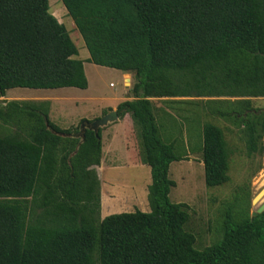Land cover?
Here are the masks:
<instances>
[{
  "label": "trees",
  "instance_id": "obj_1",
  "mask_svg": "<svg viewBox=\"0 0 264 264\" xmlns=\"http://www.w3.org/2000/svg\"><path fill=\"white\" fill-rule=\"evenodd\" d=\"M61 1L89 61L135 78L117 114L140 128L150 212L112 206L102 219V129L78 138L87 121L62 129L49 101H12L0 109L13 129L0 133V264H264V212L251 213L244 189L224 204L219 237L204 249L187 230L189 205L170 199L171 165L191 152L202 153L207 188L230 181L226 131L237 129L264 162V109L252 103L264 98V0ZM78 56L49 0H0V98L15 88L87 90ZM160 99L193 102L181 117L187 143Z\"/></svg>",
  "mask_w": 264,
  "mask_h": 264
},
{
  "label": "rangeland",
  "instance_id": "obj_2",
  "mask_svg": "<svg viewBox=\"0 0 264 264\" xmlns=\"http://www.w3.org/2000/svg\"><path fill=\"white\" fill-rule=\"evenodd\" d=\"M49 5L50 12L53 13L60 23L66 26L73 42L77 46L79 56L76 58L85 62L89 88L87 90L76 88L57 90L15 88L7 91L6 95L0 98V109L12 101H52L51 121L62 129H70L80 125L84 119L90 122L101 119L102 114H104V117L113 108H118L122 102L131 100V90L135 83V78L132 75V82L128 78H125V81L123 72L90 62V54L84 40L76 29L74 21L68 15L62 1L49 0ZM166 101L167 99H160L155 100L153 103L158 109L167 110L178 118L176 133H178L179 137L182 134L181 137L187 143V124L181 117L189 110H194L193 102L189 105L184 104L185 102L174 104L171 107ZM252 103L255 109H264V98L252 99ZM211 121L224 129L231 127L218 119H211ZM136 127L139 130L134 120L130 117H124L121 122L111 124L108 128H102L103 131L105 130L103 132L104 154L108 153V151L110 152L108 148L111 143H108V136L113 134L112 145L110 146V148L113 146L111 150L112 156L109 154L107 159L109 162L113 159V162H111L113 166L109 167L111 165L109 164L104 170H101L100 174L101 181L109 188V193L106 192L107 201L105 199V208L110 213L115 209L112 206L123 208V210L116 213L134 212L136 210L143 212L147 210L150 212L148 193L143 186L147 184V180L151 182V176L150 179L145 176V171L149 173L151 170L148 166H139L138 160L136 162L132 160L138 153L135 148V138L130 139L134 147L133 151H136V153L133 152L134 157L131 154V150H127L126 147L127 137L132 133V129L135 130ZM8 131H13V129L4 126L0 122V133L6 134ZM226 136L232 152L230 171L228 173L230 181L227 184L221 187L207 188L204 163L200 151L189 152L188 161L174 162L170 168V178L177 184L171 191L170 199L175 204L186 203L189 205L191 220L186 227L188 226L187 230L189 232L195 234L197 238L196 247L198 249L210 246L219 237L216 232L220 228L224 204L233 201L234 197L241 192V189L249 193L251 213H255L264 203V195L253 203V200L264 190V162L261 154L248 155L246 144L237 129L226 131ZM195 137L197 138V136ZM163 139L165 140L164 136ZM129 158H131L133 164H131ZM241 205L244 208V202Z\"/></svg>",
  "mask_w": 264,
  "mask_h": 264
},
{
  "label": "crops",
  "instance_id": "obj_3",
  "mask_svg": "<svg viewBox=\"0 0 264 264\" xmlns=\"http://www.w3.org/2000/svg\"><path fill=\"white\" fill-rule=\"evenodd\" d=\"M84 66H85V62H84ZM128 78L129 79V81H131L132 82V74H125L124 73V80L126 81V79ZM89 88V87H88ZM51 104H52V101H49ZM111 112H117V107L116 108H113L112 109V111ZM111 112H109V114L111 113ZM103 115L104 114H102V118H103ZM127 117H130L132 120H134L135 121V118L132 116V114H127L126 116H125V118H127ZM97 119V118H96ZM124 119V118H123ZM84 120H86V119H84ZM121 122V119L118 117V119L117 120H115V121H113V122H110V123H108L106 126H104V128H108L109 126H111V124L113 125V124H115V123H117V122ZM136 122V121H135ZM138 126V125H137ZM139 127V126H138ZM103 128V127H102ZM101 128V129H102ZM133 131H132V133L130 134V136L129 137H127L128 139L126 140V147H127V150H131V154L133 155V149H134V147L132 146V142L130 141V139L131 138H135V140H136V146H135V148L137 149V155H135V157H134V155H133V161L134 162H136V160H138V164H139V166H148L145 162H144V158H145V154H144V147H143V143H142V138H141V131H140V128H139V130L137 129V127H136V129L134 130V129H132ZM105 131V130H104ZM103 129H102V144H104V142H103ZM113 135V134H112ZM112 135L110 134V136H108V143H111L110 144V146L112 145ZM114 136H115V134H114ZM139 140V141H138ZM110 146H109V150H110V152L108 151V153H106V154H104V145H103V147H102V159H101V166L100 167H97V171H98V174H99V177H100V180H101V170H104L105 169V167L106 166H109V164H111L109 167H112L113 165H112V163L111 162H113V159H111V161L109 162V161H107V159H108V155L109 154H111V156H112V152H111V150H112V148H113V146L110 148ZM134 153H136V151L134 152ZM129 160H131V158H129ZM132 160L130 161L131 162V164H133V162H132ZM125 165V164H124ZM203 166H204V164H203ZM149 167V166H148ZM150 168V167H149ZM144 169V168H143ZM149 170V169H148ZM151 170V169H150ZM145 176H147L148 177V179H150V176H151V172L149 171V173H148V171H145ZM151 185V182H148V180H147V184H144V189H146L147 190V193H148V188H149V186ZM136 188H138V187H136ZM109 193V188L107 187V185L105 186V183H103L102 181H101V201H102V206H101V217H102V219H104V218H106L107 216H110V215H112V214H116V213H110V212H108V211H106L105 212V199H106V201H107V193ZM118 194V193H117ZM124 195H127V194H124ZM123 195V196H124ZM143 212V211H142ZM145 212H148L147 210H145Z\"/></svg>",
  "mask_w": 264,
  "mask_h": 264
},
{
  "label": "water",
  "instance_id": "obj_4",
  "mask_svg": "<svg viewBox=\"0 0 264 264\" xmlns=\"http://www.w3.org/2000/svg\"><path fill=\"white\" fill-rule=\"evenodd\" d=\"M117 119H118L117 112H111L110 114H107L103 118L98 119V120H96L94 122H89V121L84 122L81 125L80 134L76 135V137L82 138L86 129H91V130H94V131H98V129H101L102 127L106 126L108 123L113 122V121H115ZM262 195H264V190L262 191V193L258 197H256L253 200V203H255L258 199H260ZM262 212H264V203H263V205L260 206V208L257 210V212L254 213V215L257 214V213H262Z\"/></svg>",
  "mask_w": 264,
  "mask_h": 264
}]
</instances>
